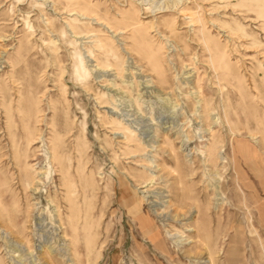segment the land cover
<instances>
[{
    "label": "rangeland",
    "instance_id": "rangeland-1",
    "mask_svg": "<svg viewBox=\"0 0 264 264\" xmlns=\"http://www.w3.org/2000/svg\"><path fill=\"white\" fill-rule=\"evenodd\" d=\"M0 264H264V0H0Z\"/></svg>",
    "mask_w": 264,
    "mask_h": 264
},
{
    "label": "bare ground",
    "instance_id": "bare-ground-1",
    "mask_svg": "<svg viewBox=\"0 0 264 264\" xmlns=\"http://www.w3.org/2000/svg\"><path fill=\"white\" fill-rule=\"evenodd\" d=\"M218 193V192H217Z\"/></svg>",
    "mask_w": 264,
    "mask_h": 264
}]
</instances>
